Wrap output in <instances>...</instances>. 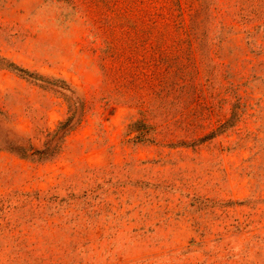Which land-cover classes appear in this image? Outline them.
<instances>
[{"label":"rangeland","instance_id":"1","mask_svg":"<svg viewBox=\"0 0 264 264\" xmlns=\"http://www.w3.org/2000/svg\"><path fill=\"white\" fill-rule=\"evenodd\" d=\"M0 264H264V0H0Z\"/></svg>","mask_w":264,"mask_h":264},{"label":"trees","instance_id":"2","mask_svg":"<svg viewBox=\"0 0 264 264\" xmlns=\"http://www.w3.org/2000/svg\"><path fill=\"white\" fill-rule=\"evenodd\" d=\"M5 68H13V69H17L29 76L33 75L32 72H29L26 69L23 68H17V66H15L13 63H9L6 64L4 66ZM43 83H46V85L42 84L43 86L47 87V85L49 86L50 84H54L53 81H49V80H43L42 78H39ZM35 80H37L35 78ZM63 91L62 94L68 99L69 101V111L71 113V115L63 122H60L58 128L54 131V132H49L48 135L50 136L49 140H47L44 144V148L40 151H38L40 153V155L42 156H53L55 154V152H57L61 146V143L63 142V139L65 138V136L67 135V133L73 129L75 123H73L74 117L75 115H77L79 109L80 111L83 112V103L81 102V100L79 99V97L75 96V92L69 88L68 86H63L62 87ZM21 149H24L23 147H21ZM19 153V152H17ZM19 155L21 156H30L29 154L26 153H19Z\"/></svg>","mask_w":264,"mask_h":264}]
</instances>
